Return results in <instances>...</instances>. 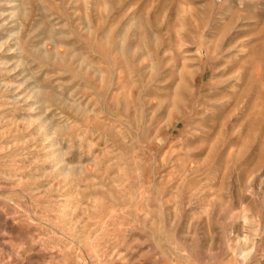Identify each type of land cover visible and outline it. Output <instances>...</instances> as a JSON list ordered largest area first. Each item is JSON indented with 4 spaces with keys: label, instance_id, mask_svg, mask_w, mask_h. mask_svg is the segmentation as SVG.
<instances>
[{
    "label": "rangeland",
    "instance_id": "rangeland-1",
    "mask_svg": "<svg viewBox=\"0 0 264 264\" xmlns=\"http://www.w3.org/2000/svg\"><path fill=\"white\" fill-rule=\"evenodd\" d=\"M0 264H264V0H0Z\"/></svg>",
    "mask_w": 264,
    "mask_h": 264
}]
</instances>
